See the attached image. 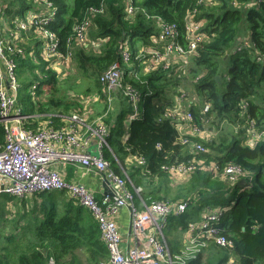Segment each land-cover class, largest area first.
I'll list each match as a JSON object with an SVG mask.
<instances>
[{"label":"trees","instance_id":"1","mask_svg":"<svg viewBox=\"0 0 264 264\" xmlns=\"http://www.w3.org/2000/svg\"><path fill=\"white\" fill-rule=\"evenodd\" d=\"M0 1V8L21 17L27 10L40 9L45 6V1L49 3L53 14L47 28L55 33L58 51L62 54L69 50L66 41L73 34V26L82 21L89 8L103 5L104 12L92 18L89 37L95 42L101 39L106 42L99 52H88L86 47L77 46L71 52V60L77 66L76 72L95 79L93 93L98 94L102 101L105 91L98 79L112 63L121 61L123 44L140 40L150 46L147 39L157 33L155 19L160 18L165 23L177 26L179 41L184 46L185 16L196 5L195 0H130L137 11L129 17L123 0ZM252 1L214 0L212 5H201L194 16L195 22L200 24L201 33L206 36L190 58L191 65L188 67L191 89L198 99L197 104L190 107V112L193 124L200 130L210 124L209 118L214 115L219 121H236L242 126H247V120L252 121L256 129L264 131V0L256 1L253 6ZM130 48L133 51L132 45ZM33 55V61L16 57L17 74L21 80L23 73H30L33 78L29 82L22 80L20 84L18 103L23 108L21 112L26 115L36 111L37 104L28 93L32 86L37 96L43 95V91L50 94L58 92L56 72L42 60L39 47ZM35 74L41 78L38 79ZM177 74V69L166 72L159 70L141 76L140 81H129L141 95L140 118L129 123L123 142L125 120L132 108L128 105L121 109L106 142L123 169L128 156L145 159L146 166L136 165L134 173L128 175L131 177L148 172L147 176L158 180L159 187H148L141 193L146 204L165 199L170 200L169 203L187 201L188 206L193 204L189 211L171 216L177 227L187 229L194 216L205 208L219 214L214 226L231 241L232 247L221 248L209 243L187 264H227L230 259L234 261L233 264H264V142L244 145L245 129L221 142L195 138L208 151L199 154L196 159L203 160L206 166L214 163L218 170L213 173L196 169L188 181L168 198L170 179L162 166L192 160L188 151L177 142L172 122L168 119L158 120L164 107L169 105L168 99L161 100L163 95L174 92L181 83H188H183L186 81L183 79L179 84L180 76ZM170 77L175 81L172 85H169L172 82ZM216 77H219V81ZM155 99L157 102L153 103ZM61 100L49 98L43 105L48 107L47 110L41 111L39 108V111L50 113V108L59 107L58 103L63 102ZM63 103L65 112L76 107V103ZM242 103L246 104L248 119L241 117ZM204 104L210 108L205 115H201ZM3 141L0 124V144ZM104 155L111 163L112 170L123 177L120 165L111 152L105 149ZM228 163L239 165L244 172V176L239 177L233 186L228 185L222 176L223 167ZM37 197L42 198V218L34 229L28 225L26 228L18 225L9 235L0 236V264H47L50 258L55 264H99L108 260L109 252L101 239L97 222L77 200L58 199L53 193L45 192L37 194ZM59 205H62L61 211L58 210Z\"/></svg>","mask_w":264,"mask_h":264},{"label":"built area","instance_id":"2","mask_svg":"<svg viewBox=\"0 0 264 264\" xmlns=\"http://www.w3.org/2000/svg\"><path fill=\"white\" fill-rule=\"evenodd\" d=\"M45 3L44 7L32 11V16L23 17L11 15L0 8V124L4 134V142L0 145V196L26 197L56 190L68 191L71 198L87 209L98 224L101 239L109 252L108 260L99 264H187L209 243L221 248H231V241L214 226L219 220V214L213 209H206L199 223L188 224L189 236L183 249L172 253L162 229L169 217L185 212L187 201L169 203L154 200L146 204L140 197V188L132 186L133 191L126 188L127 183L131 185L130 181L117 175L104 155V149L110 150L106 142L109 131L101 119L96 120L92 127L87 126L81 116L72 114L67 118L68 124L65 126L54 127L49 121L36 131L25 127L31 116L22 113L18 106L20 84L16 76V57L24 58L26 55L20 45L24 37L34 39L38 43L42 60L50 65L52 71L64 77L74 46L93 47L98 44L89 40L88 31L93 16L104 12L103 5L89 8L82 21L73 26V34L66 41L69 50L62 54L58 51L59 43L55 33L47 28L53 12L50 4ZM123 3L127 16L132 17L137 8L130 0H123ZM213 3L214 0H195V7L187 11L184 46L179 41L177 26L157 18L155 24L158 31L152 36L150 47L132 51L124 43L121 61L112 63L99 77V84L105 91L108 102L117 93L130 104L132 111L127 117L129 123L140 118L142 112L140 92L129 81H140L141 76L159 70L166 72L179 69L181 73H188L189 68L186 66L189 65L190 58L206 40L194 16L201 5ZM33 53L32 50L29 54L32 56ZM125 71L129 73L126 74ZM127 75L131 77L125 79ZM33 90L34 86L31 88ZM173 104L175 107L163 110L158 120H170L177 133L182 127L187 128L188 133L177 137V142L188 151L192 160L174 166H162V170L168 175L186 178L196 169L215 173L218 170L216 164L206 166L203 160L196 159L199 154L208 152L201 142L194 140L204 139L201 130L193 124L190 112V107L197 102L179 91L174 96ZM209 108L208 104H204L201 115H205ZM240 108L241 117H247L246 104L242 103ZM246 124L250 142H264V131L256 129L252 121L247 120ZM92 138L97 139L98 151L95 154L86 150ZM135 161L137 166H146L145 159L141 156L135 157ZM55 164H74L95 173H106L105 180L111 196L104 195L97 201L82 185L67 183L63 175L53 169ZM222 176L228 185L233 186L239 177L244 176V172L239 165L228 163L223 167ZM135 195L139 198L138 205L135 203ZM118 207L128 208L131 215L130 239L133 244L124 250L117 225L111 218ZM233 263L232 259L227 262ZM47 264L55 262L50 258Z\"/></svg>","mask_w":264,"mask_h":264},{"label":"crops","instance_id":"3","mask_svg":"<svg viewBox=\"0 0 264 264\" xmlns=\"http://www.w3.org/2000/svg\"><path fill=\"white\" fill-rule=\"evenodd\" d=\"M35 9L36 8H33L30 11L27 10L28 14L25 13L23 16H27V15L32 16L31 12L34 11ZM36 10H39V8H37ZM88 37H89V31H88ZM151 39H152V36H150L147 39V42H151ZM89 40H90V37H89ZM245 40H247V39L245 38ZM135 41L137 42V44H134ZM105 42L106 41H103L102 39L98 40V42H95V43H98L97 45H95L93 47L88 45L85 50H87L88 52L89 51L99 52V50L101 49V45ZM37 44L38 43L36 41L32 40L31 37L30 38L24 37L23 42H21V44H20L26 53V55L23 59L29 58L31 61L34 60L35 56H33V55L31 56L29 53L32 50L34 51L35 49H38L39 46ZM125 44L129 48L132 45L133 51L139 50L141 48H149L150 47V46L146 45L145 43H142V41H140V40H134L132 43H129V41H128V42H125ZM77 47H79V46H77ZM82 48H83V46H82ZM70 63H72V60ZM69 69H66L64 77L68 76L67 72ZM178 71H179V69H177V73H178ZM125 73L128 74L129 71H125ZM22 75L25 76V75H27V73H23ZM56 75H57L58 80L64 78V77H61L60 74H56ZM177 75H179L181 78V76L185 77L186 73H178ZM16 76H17V80H18L19 84H21V78L17 74V71H16ZM129 77H131V75H129V76L127 75L125 77V79H129ZM184 80H186V81L183 83L188 82L187 77H185ZM181 88H182V86H179L175 89L174 92H171V93L167 92L166 96H163V99H161V100H164L165 98L167 99V94H169V97H168L169 105L164 107L163 110L172 109L175 107V105L173 104V99H174V96L176 95V93H178L181 90ZM28 93L31 97V100L34 102V104H37L36 111L34 112V114L29 115V116H31V118L25 124V127L27 129H30L33 131H36L39 128L44 127L45 124L48 123L49 121L52 122V125L54 127L65 126L68 124L66 122L67 118L72 114H77V115L81 116L82 119L84 120V123L87 126H92V127L95 126L96 120L101 119V121L103 122L102 124L107 128L108 131H110L111 127L113 126V121H114L115 117L118 115V113L120 112V110L125 108L126 106L130 105L126 101V99L120 94H117V93L113 94L112 99L108 102V98H107L106 94H104V100L102 101V100H100V96L98 94L91 92L90 93L91 95L89 96V98L87 100H85V102H81L79 100H72L73 102H71V104L69 103V105L76 103V107L69 109L67 112L64 111L65 113H58L56 111V109H58L60 107H54L53 110H52V108H50L51 109L50 113H42L41 111H44V109L47 110V108H48L47 106L43 107V105L46 103L43 98L47 97L49 94L47 95L46 94L47 92L43 91V95L37 96L36 90L31 91V89H29ZM187 96H188V98L194 99L196 102L198 101L194 92L187 95ZM41 97H42V99H41ZM49 98H52V97H48V100H49ZM38 100H40L39 103L37 102ZM87 101H90L92 104L87 105ZM42 102H44V103H42ZM156 102H157V99L153 100V103H156ZM40 105L44 109L40 108ZM86 105H87V107H86ZM18 106H19L20 110L23 109L22 106L19 105V103H18ZM105 107L107 108V110H105ZM39 108L41 111H39ZM62 110H63V108H62ZM93 117H95V118L92 119ZM108 118H110V120L107 123V122H105V120H107ZM128 126H129V122L127 121V118H126L125 124H124L125 134L122 138L123 142L125 141V139L127 137ZM172 126L175 129L173 124H172ZM175 131H176V129H175ZM176 133H177V131H176ZM187 133H188V130L184 126L180 129V132L177 133V137H179L180 135L187 134ZM243 143H244V145H251L252 144L249 140V137H247V134L245 135V139H244ZM86 150L91 154H95L98 151L96 138H92L89 140V144L87 145ZM106 150H108V149H106ZM108 151L111 152V155H112L113 159L116 161V163L118 165H120L118 159L116 158V156L112 152V150L110 149ZM119 167L121 168L123 178H127L131 183V185L129 183L126 184V188H128L130 191H133V187H136V188H140L141 193H143V192H145L146 188H148V187H151V188L159 187L158 180L155 177L147 176L146 172L144 173V175L139 174V175H132L131 177H129L128 174L134 173V169H135L134 167H136L135 157L128 156L124 160V169L122 168L121 165ZM53 169H55L57 172L61 173L63 175L64 180L67 183H71V184H75V185H82L83 187H85L89 192H91L93 194L94 198L97 201L100 200L105 195L104 194L105 193L104 188L109 189L108 184L106 183V180H105V177L107 175L106 173H104V174L95 173L91 170H87L85 168H82V167L74 165V164H55L53 166ZM169 179H170L169 180L170 183L168 184L169 190L174 189L175 191H177L178 188L180 186L184 185L188 181L189 178L188 177L187 178L181 177V176L175 177V176L169 175ZM165 185H166V183L163 184L162 186H165ZM42 193H44V192H42ZM45 193H56V192L52 191V192H45ZM60 193L62 194L61 198L63 200H66L64 197L71 198V195L68 191H64V192L60 191ZM141 193H140V197H141ZM37 194H40V193H37ZM37 194H32L30 196H33V195L37 196ZM8 198H12V199L9 200ZM22 198L23 197L1 195L0 200L4 201V203H5V206L0 203L1 207L6 208V206L9 202L16 200V199H22ZM168 198H169V196H168ZM134 199H135L136 205H138V203H139L138 196L135 195ZM141 199H142V197H141ZM191 205H193V204H191ZM190 206H188V208L186 210L189 211ZM205 210H206V208L203 211L199 212L196 216H194L195 218L193 220H191L190 223H199L201 220V215L205 212ZM111 218L115 221V223L117 225V228H118L121 240H122V244H121L122 249L124 250L127 247L132 246L133 241L130 239V236H131V215H130L128 208L118 207L115 210V212L112 214ZM170 218L167 221V225L168 226L172 225V227L179 232V234H178L179 240L177 242H175L174 240H170V237H169V239L166 236H164V237L166 239V242H167V245H168L170 251L175 254V253H178L179 251H181L183 249L184 243L186 242V239L188 238L189 234H188L187 229L183 230L180 227H177V224L175 223V221L173 222V220H171ZM39 220L40 219H37L35 221V224L33 223L32 226L30 227V229H34L37 221H39Z\"/></svg>","mask_w":264,"mask_h":264},{"label":"rangeland","instance_id":"4","mask_svg":"<svg viewBox=\"0 0 264 264\" xmlns=\"http://www.w3.org/2000/svg\"><path fill=\"white\" fill-rule=\"evenodd\" d=\"M256 1H259V0H253L251 5L253 6L256 3ZM3 4L6 5V3H3ZM90 40L92 41V39ZM134 44H137V42L135 41ZM33 63L32 64L35 65V62ZM190 65L186 66V68L187 67L190 68ZM68 69H69L67 72L68 76L66 75L67 77L57 80V84H56V87L58 89L57 94H50V92H47V95L48 94L49 95L43 98L45 102L48 99V97H52L54 101H57L58 99H62L61 101L65 103H71L73 102L72 100H79L81 102H85V100H87L89 96L91 95L90 92H94V87H93L94 80H95L94 78H90L88 76H84L82 73L76 72L77 66L75 62L70 63ZM178 73H181V70H179ZM185 73H186L185 77L188 78V83H186L185 85L181 83L182 80L185 78L183 76H181L179 80L180 82L178 83L179 84L181 83V86H182L180 90L181 93L184 95L186 94L189 95L193 93V90L191 89L192 80L190 81V76L187 73V71ZM35 76L38 79L41 78L37 76L36 74ZM22 80H26V82H29V81H33V78L30 73H27V75H25ZM169 80L172 81V82L168 81L169 85H172L173 82H175L174 78L170 77ZM225 80L226 79H224V81ZM163 96H166V93ZM168 97H169V94H167V99ZM37 102L39 103L40 100H38ZM63 102L58 103V106L60 107L56 109L58 113H65L62 110V108H64ZM88 104L91 105L92 103L90 101H87V105ZM40 108H43V107L40 105ZM94 118L95 117H93L92 119ZM209 121H210V124L209 125L206 124L204 126L205 127L204 130L201 129L204 139H214L216 142H221L222 140L230 139L232 135L238 134L239 130L242 131V129H245V132H246V126H242L243 124L236 122V121L234 123H231L229 120L219 121V119L215 118L214 115H211V117L209 118ZM183 149L186 150L185 148ZM53 192H56V193H53V195L58 199L62 195L59 190H56ZM61 192H64V191H61ZM175 193L176 191L174 189H170L169 198H171V196H173ZM64 198L66 200L68 199V197H64ZM41 201H42V198H39L35 195L27 196V197H23L22 199H16V200L9 202L6 208H4V207H1V204L5 206V203L4 201L0 200V203H1L0 204V236H2L3 234L9 235L13 230H15L16 226L18 225H21L23 228H26L27 225L31 227L33 223L35 224L34 218L41 219L42 217L41 204H40ZM164 201L169 202L170 200L165 199ZM170 203H176V202H170ZM58 210L59 211L62 210V205H59ZM24 213H28V214L26 216H22ZM203 215H201V219ZM32 221L33 223H31ZM162 231H163L164 236H166L168 239L170 237V240H174L175 242L179 240V236H178L179 232L175 230L172 227V225L168 226L166 223ZM205 255L206 254L204 253V256Z\"/></svg>","mask_w":264,"mask_h":264},{"label":"water","instance_id":"5","mask_svg":"<svg viewBox=\"0 0 264 264\" xmlns=\"http://www.w3.org/2000/svg\"><path fill=\"white\" fill-rule=\"evenodd\" d=\"M216 79H217V81H219V77H216ZM105 189V195H110L111 196V192H110V190L109 189H106V188H104Z\"/></svg>","mask_w":264,"mask_h":264}]
</instances>
